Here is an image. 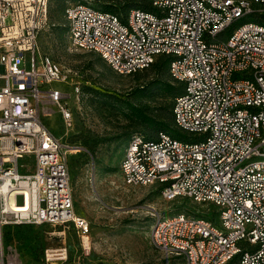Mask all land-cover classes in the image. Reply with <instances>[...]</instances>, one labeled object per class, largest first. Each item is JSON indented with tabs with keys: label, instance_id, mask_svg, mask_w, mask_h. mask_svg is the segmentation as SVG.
Masks as SVG:
<instances>
[{
	"label": "built area",
	"instance_id": "1",
	"mask_svg": "<svg viewBox=\"0 0 264 264\" xmlns=\"http://www.w3.org/2000/svg\"><path fill=\"white\" fill-rule=\"evenodd\" d=\"M114 1L65 7L69 50L95 53L119 74L168 56L170 78L182 87L174 124L191 133L134 134L119 164L122 180L157 185L166 201L213 205L218 218L155 210L152 245L185 264H264V0H128L127 14ZM48 7L49 0H0V264H26L6 245L10 224L73 227L83 252L90 250V225L74 211L67 164L83 148L44 121L54 107L71 128L67 99L78 101L83 85L77 70L38 53ZM67 259L63 245L45 249L37 264Z\"/></svg>",
	"mask_w": 264,
	"mask_h": 264
},
{
	"label": "rangeland",
	"instance_id": "2",
	"mask_svg": "<svg viewBox=\"0 0 264 264\" xmlns=\"http://www.w3.org/2000/svg\"><path fill=\"white\" fill-rule=\"evenodd\" d=\"M77 1L49 0L48 19L38 36V53L48 56L64 68L77 70L83 81L79 100L74 95L67 99L73 115L72 127H65L54 107L52 115L44 121L56 136L83 148L69 153L67 164L74 211L90 225V250L83 252L82 239L73 227L52 224H10L5 228L6 245L14 249L26 264H37L45 249L63 245L68 251L67 264H185L182 256L152 245L151 226L154 219L151 214L155 210L168 213L184 210L198 216L196 212H199V215L218 223L217 214H213L215 207L197 204L186 198L166 201L157 185L130 186L123 182L119 164L129 134L143 132L145 128L141 122L131 121V114L125 105L111 107L112 101L115 102L113 99L101 106L94 103L96 100L92 96L97 91L101 94L109 92L121 100L131 99L129 93L132 88L150 80L153 72L119 74L95 53L69 50L68 28L63 12L69 3ZM139 1L149 5L147 0ZM114 2L122 14H127L128 0ZM92 3L95 7H103L98 2ZM247 21L241 20L237 25ZM32 55L30 51L25 52L26 67H29ZM4 83L0 77V87ZM105 98L102 97V100ZM165 102L172 104V99L160 98L157 101H144L143 104L157 107ZM167 133L177 139L191 135L177 127ZM86 138L99 142L93 152L83 145L82 141ZM27 161L24 158L19 163L27 164Z\"/></svg>",
	"mask_w": 264,
	"mask_h": 264
},
{
	"label": "trees",
	"instance_id": "3",
	"mask_svg": "<svg viewBox=\"0 0 264 264\" xmlns=\"http://www.w3.org/2000/svg\"><path fill=\"white\" fill-rule=\"evenodd\" d=\"M99 59L105 63L101 57H99ZM168 65L169 57L162 55L159 56L148 68L132 73L138 75L140 71L151 70L153 72V76L150 80H146L142 84H138L132 88L129 93V95L132 96L131 99L121 100V98L111 96V94H108L109 92H104V94L97 91L94 92L92 96V99L96 100L94 103H99V105L105 106V104L107 105L108 100L114 99L115 102L112 101L113 104H111V107H115L114 105H125L131 114V121L141 122L144 126L145 130L143 132H134L129 134L127 143L134 134L143 135L146 139H153L155 133L157 135L160 131L168 132L170 130H175L172 107L174 98L181 93L182 87L180 84L171 80ZM102 97L106 98L102 100ZM160 98L165 100L172 99V104L165 102L157 107H151L149 104H143L144 101H157ZM82 142L89 152H93L99 143L96 140L91 141L88 138L84 139ZM230 264H237V258H235Z\"/></svg>",
	"mask_w": 264,
	"mask_h": 264
}]
</instances>
